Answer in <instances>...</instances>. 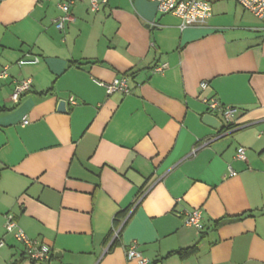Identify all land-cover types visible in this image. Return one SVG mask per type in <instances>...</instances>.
I'll return each instance as SVG.
<instances>
[{
  "label": "crops",
  "instance_id": "0c3cea01",
  "mask_svg": "<svg viewBox=\"0 0 264 264\" xmlns=\"http://www.w3.org/2000/svg\"><path fill=\"white\" fill-rule=\"evenodd\" d=\"M67 1L0 0V264H39L7 214L53 249L44 264H140L133 243L148 264H264V21L230 0L185 27L154 0H72L60 31ZM26 54L40 62L18 66ZM122 77L130 94L100 84ZM211 97L237 108L235 131ZM195 209L202 231L185 225Z\"/></svg>",
  "mask_w": 264,
  "mask_h": 264
},
{
  "label": "built area",
  "instance_id": "2783aa9c",
  "mask_svg": "<svg viewBox=\"0 0 264 264\" xmlns=\"http://www.w3.org/2000/svg\"><path fill=\"white\" fill-rule=\"evenodd\" d=\"M51 0H37V2L44 3ZM224 0H154L157 5V11L160 14H171L182 20V26L196 25L205 26L212 16V6L215 2ZM235 1L241 5L245 10L249 11L253 15L264 21V0H230ZM109 0H90V9L93 12H97L101 5H106ZM73 1L59 2L58 9L61 11V15L54 21L56 28L63 31L67 24L75 22V18L72 14L71 8ZM40 62V58L37 56H31V54H26L24 58L17 62L18 66H23L27 64H37ZM164 67L158 68L161 71ZM9 78V67L5 66L0 71V79ZM105 89L107 94H113L115 92H121L123 94H130V87L128 84V79L122 77L115 79L109 84L100 83ZM208 87V83L204 82L201 84V88L205 90ZM32 88V80L25 79L17 81L12 94V100L18 101L20 98L28 93ZM72 104H76L73 98H70ZM208 110L219 112L225 122L226 126H231L234 124V118L238 112L237 108L232 106H227L221 103V101L216 97L207 98L204 100ZM29 121L25 119L23 121L24 125H27ZM235 125V124H234ZM237 127H234L224 133H229L235 131ZM237 159L245 161L246 149L239 147L236 154ZM229 175L231 177L236 176L237 172L232 169L231 166L228 167ZM185 225L188 227L195 228L199 231L204 229L202 212L199 209L188 211L185 214ZM6 234H11L14 238L22 243L25 247L26 258L33 263L44 264L50 261L53 249L37 240L30 239L24 230L18 225L14 216L12 214L6 215L5 222ZM119 237V230L114 232V239ZM4 243L1 242V246ZM126 256L128 260L136 259L140 264H148V260L142 256V254L137 250L136 243H133L127 250Z\"/></svg>",
  "mask_w": 264,
  "mask_h": 264
},
{
  "label": "water",
  "instance_id": "95a60500",
  "mask_svg": "<svg viewBox=\"0 0 264 264\" xmlns=\"http://www.w3.org/2000/svg\"><path fill=\"white\" fill-rule=\"evenodd\" d=\"M58 110L61 112H66L67 111V103L66 101L62 100L60 101L59 105H58ZM204 122L208 125H210L211 127H213L214 129H221L223 124L222 121L220 119H218L217 117L211 115V114H207L204 116Z\"/></svg>",
  "mask_w": 264,
  "mask_h": 264
},
{
  "label": "trees",
  "instance_id": "16d2710c",
  "mask_svg": "<svg viewBox=\"0 0 264 264\" xmlns=\"http://www.w3.org/2000/svg\"><path fill=\"white\" fill-rule=\"evenodd\" d=\"M234 127H237V126L234 125V124L231 125V126H226V125H225L221 132H226V131H228V130L234 128ZM115 240H117V239H115ZM193 250H194V249L181 250V251H180V254L188 255V254H190ZM32 263H33V262H32Z\"/></svg>",
  "mask_w": 264,
  "mask_h": 264
}]
</instances>
